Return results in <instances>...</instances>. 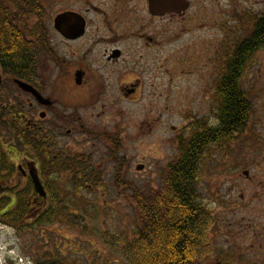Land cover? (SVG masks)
Here are the masks:
<instances>
[{
  "label": "rangeland",
  "instance_id": "obj_1",
  "mask_svg": "<svg viewBox=\"0 0 264 264\" xmlns=\"http://www.w3.org/2000/svg\"><path fill=\"white\" fill-rule=\"evenodd\" d=\"M72 1L44 0V23L51 38L56 13L60 8L69 9ZM6 2L12 4L15 13L18 11L20 0ZM219 2L221 6L227 3ZM228 4L220 16L203 15L200 20H192L189 15L184 21L157 23L159 42L166 40L154 50L158 59L148 61L149 69L144 73L137 69L138 61L124 66L130 74L121 82L129 84L139 79L136 93H117L115 81L109 79L108 94L88 96L73 91L64 97L61 90L67 86L59 87V80L49 75V67L44 70L45 97L54 101L61 115L75 117V121L61 119L57 130L49 132L61 139L57 163L62 165L53 175L43 177L51 197L46 206L60 207L62 213L54 211L49 225H31L32 221L23 220L9 226L0 221V245L4 250L8 247L33 263L57 256L65 264H123L122 244L135 236L143 221L131 198L132 189L122 186L121 181L132 183L145 194L162 186L169 164L178 155L176 140L185 127L196 119L214 122V85L231 52L232 35L233 41L249 33L253 20L264 13V0H232ZM24 19L29 26L34 25L31 17ZM240 84L250 112L244 129L218 145L225 152V168L218 170V155L208 149L196 174L198 198L212 220L207 232L210 237L215 232L232 231L233 222L242 216L241 212L236 214L231 203L220 204L233 197L235 177L250 169L236 164L235 154L244 156L263 149L264 47L249 57ZM14 99L22 101L23 95L16 90ZM39 110L37 107L36 118ZM104 134L116 135L121 141L124 164L119 182L118 163L110 159ZM139 165L141 170L137 169ZM14 173L12 179L10 176L0 184L13 189L24 186L17 171ZM250 212L251 221L258 227L264 212ZM241 223L245 224L246 219ZM212 237L210 241H219L215 235Z\"/></svg>",
  "mask_w": 264,
  "mask_h": 264
},
{
  "label": "flooded vegetation",
  "instance_id": "obj_2",
  "mask_svg": "<svg viewBox=\"0 0 264 264\" xmlns=\"http://www.w3.org/2000/svg\"><path fill=\"white\" fill-rule=\"evenodd\" d=\"M32 1L20 0L19 5L25 9ZM219 1L173 0L164 8H157L156 6L164 4L163 0H73L69 9L60 8L55 16L58 19L65 15L70 16L71 26L66 24V27H70L71 33L66 36L62 32L64 24L60 23L53 31V38L50 37V31L45 23L29 26L28 21L25 22L24 19L29 18L28 15L19 16L16 24L14 23L15 16H12L11 24L0 25V142L9 141V145H13L17 140L23 143L22 152L15 151L14 147H7L12 150L5 155L12 170L7 169L1 174L5 175V180L8 181L10 176L12 179L15 176L14 172L17 171L18 179L25 184L15 189L6 187L13 191L9 194L13 200V206L17 200L16 193H20L15 191H21L26 187L30 190L27 200L29 210L22 218L33 220L47 210L46 205L51 197L43 177L53 175L58 170L56 167L62 165L57 163L60 157L59 152H61L59 149L61 139L56 133L49 132L52 129L57 130V123L61 119L75 121L74 116L61 115L56 110L54 101L45 97L44 73L47 72L44 70L49 67L48 71L52 72L49 75L53 74L52 76L59 80V87L67 86V89L61 90L64 97L68 95V92L73 91H81L88 96L108 94L109 79L115 81L114 89L117 93L120 91L127 95L136 93L140 88L139 79L129 84L121 82L130 74L124 66L126 63L135 64L138 61L137 69L144 73L149 69L147 62L158 59L154 50L160 44L165 45L166 40L162 39L159 42L160 31L157 23L167 25L168 22L184 21L189 15H192V20H200L203 15L220 16L223 6L228 8V3L232 0H225L227 3L223 6ZM43 2L44 0H39L40 7L42 6V11H44L42 18L44 22ZM9 5L13 11L12 4ZM261 18H264V13H260L253 20L251 29ZM15 29L23 36L24 56L27 61L23 78L17 77L5 67L15 45L13 40ZM234 35L231 37L230 54L248 33L232 41ZM259 49L250 52L248 57ZM16 80L29 84L50 103L44 105L38 102L36 96L30 91L22 90ZM138 81L139 84L136 83ZM215 89L214 85L216 93ZM16 90L23 95L22 101L14 99ZM37 107L40 110L36 118ZM48 113H53V115L49 116ZM47 120H49L48 125L43 123ZM6 124L10 128L9 135H5L3 131ZM14 128L21 130L15 132ZM69 133L70 131H67V134ZM104 135L108 139L109 135ZM221 143L220 139H212L208 147L213 151L212 153L218 155L216 167L222 171L225 168V158H223L225 152L220 151L218 145ZM235 155L238 158L236 164H244L250 169L242 170L240 175L235 177L233 197L231 200H221L220 204L231 203L236 214L241 212L242 216L239 221L233 222L232 231L212 234L219 241H210L213 237L206 234L207 242H205V249L201 250L203 256L200 259L201 264H264V219L256 227L251 221L252 212H250H264V144L260 152L250 151L244 156L241 153ZM205 156L206 152L203 153L202 160ZM252 159L257 160L256 163ZM200 165L202 166V162ZM31 173L38 176L43 184L47 193L46 198L34 192ZM5 180H0V183ZM244 219H246L245 224L241 223Z\"/></svg>",
  "mask_w": 264,
  "mask_h": 264
},
{
  "label": "trees",
  "instance_id": "obj_3",
  "mask_svg": "<svg viewBox=\"0 0 264 264\" xmlns=\"http://www.w3.org/2000/svg\"><path fill=\"white\" fill-rule=\"evenodd\" d=\"M19 13H13L6 0H0V25L11 24L19 20L21 14L34 17L35 25L43 23L44 11L39 0H33L25 9L19 5ZM15 45L10 60L5 67L17 77L23 78L27 61L24 56L22 33L15 29ZM264 45V18L256 21L253 29L240 40L237 48L227 56L223 73L216 83V105L214 122L196 119L187 125L178 136L179 155L166 170L164 182L160 188L147 194L142 193L132 183L121 181L132 189L131 198L135 203L143 225L135 236L122 244L121 258L123 264H201V250L205 249L206 233L211 224L209 213L198 198L196 174L203 153L212 139L226 140L241 132L247 122L250 105L246 93L241 89L239 79L246 65L248 54ZM5 130L10 128L4 125ZM15 132L21 130L14 128ZM106 139V136H104ZM109 156L118 163L116 180L122 174L123 157L120 156L121 145L116 135H109ZM8 146L23 151V143L14 141ZM12 152V151H11ZM11 169L6 156L0 151V180L6 179L1 173ZM30 190L24 188L16 193L17 200L9 196L13 191L0 185V219L12 226L19 225L27 215L28 195ZM55 208L32 221L31 225H49ZM78 255L84 257L81 253ZM117 261L105 264H117ZM34 264H65L57 256L48 261L36 260ZM102 264V263H101ZM120 264V263H118Z\"/></svg>",
  "mask_w": 264,
  "mask_h": 264
},
{
  "label": "water",
  "instance_id": "obj_4",
  "mask_svg": "<svg viewBox=\"0 0 264 264\" xmlns=\"http://www.w3.org/2000/svg\"><path fill=\"white\" fill-rule=\"evenodd\" d=\"M164 1V4L161 5V6H156L157 8H164L167 4H171L172 1L171 0H163ZM60 23H63L64 24V28L62 30V32L64 34H70L71 33V29L69 26H71V22H70V16L69 15H66V16H63L62 18L60 19H55L54 20V27L57 28L59 26ZM66 24L69 25L68 27H66ZM16 83L17 85L24 91H30L32 94H34L36 96V99L38 100V102H41L42 104L44 105H48L50 102L48 100H44L37 92L36 90H34L30 85L22 82V81H18L16 80ZM138 170H141L142 169V166L139 165L137 167ZM31 177H32V181H33V184H34V188L36 190V192L45 197V192H44V189L41 185V183L39 182L37 176L33 175L31 173Z\"/></svg>",
  "mask_w": 264,
  "mask_h": 264
}]
</instances>
